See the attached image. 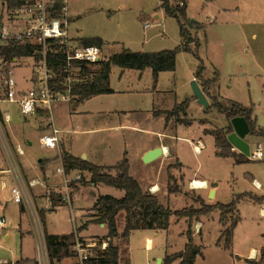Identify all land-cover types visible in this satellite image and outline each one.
Wrapping results in <instances>:
<instances>
[{"label":"rangeland","instance_id":"374dc122","mask_svg":"<svg viewBox=\"0 0 264 264\" xmlns=\"http://www.w3.org/2000/svg\"><path fill=\"white\" fill-rule=\"evenodd\" d=\"M168 1L174 6L182 5L180 0ZM185 2L183 21L199 47L195 49L192 43L191 52L177 53L174 71L159 73L154 85L149 70L130 71L113 66L109 73L111 94L101 95L103 99L98 98L101 97L99 95L72 105L54 103L51 115L56 127L63 130L60 138H63L62 146L67 152L78 158L84 155L88 162L98 166H115L125 157L129 176L144 191L153 183L158 186L159 189L154 190L159 191L156 195L158 203L171 211L190 206L199 208L200 204L195 202L200 198L197 190H193L191 185L187 188L191 178L206 184L204 191H198L203 199H206L212 183L216 184L215 199L206 201L226 205L234 200L240 221L232 230L229 251L224 252L214 246L219 235L218 223L202 220L206 225L202 228V235H195L193 243L200 247L204 258H198L196 264H231L235 259L231 255L238 256L235 263L239 264L240 255H246L248 245L258 249L264 245V156L258 161L250 157L258 143L264 153V141L246 136L249 152L245 156L248 160L238 164L233 157H217L213 136L205 134V131L222 129L227 124L225 115L212 106L214 100L223 107L236 102L250 108L256 127L264 130V0ZM160 5L158 0H69L68 36L77 46L82 38H100L105 42L102 48L104 58L122 48L143 53L174 49L182 42L178 22L166 16ZM2 10L0 4V17L4 18L5 10ZM4 46L0 40V49ZM199 67L203 68L201 76L204 80L216 79L206 94L209 107L206 110L194 97L191 86L196 82L194 73ZM10 69L17 91L25 92L34 87L30 81L33 71L30 57L12 63ZM184 101H188L185 119H189L190 124L175 119L165 124L163 112ZM0 106L11 116V122L3 126V133L10 134L13 130L21 138L23 151L22 156H17L11 142H8L9 150L0 142V169L8 170L9 152L15 159L19 174L24 170L25 174L58 181L61 175L56 169L62 168L60 159L63 151L59 146L54 150L42 149L38 143L43 134L41 129L48 128L47 117L32 114L24 118L17 105L3 102ZM44 133L49 134L50 129ZM198 143L200 153L197 154L194 146ZM153 144H166L170 157L144 163L140 154ZM176 157L182 164L183 176L175 170ZM168 171L173 174L171 181H168ZM84 172L78 181H74L85 185H79L75 192L72 190L71 205L65 204L54 212H45L47 234L76 232L83 210L92 206L97 195L106 194L115 199L123 196L124 191L118 188L103 184L91 186ZM180 177H183V184ZM0 178V219L4 217L7 224L6 229L0 230V264H16L21 258L31 262L40 254L43 226L29 207L21 212V204L13 201L11 190L17 182L12 175L7 171ZM59 186H62V177ZM172 188L177 190L169 192ZM50 195L59 199L57 193ZM257 198L262 200L257 201ZM24 205H27L25 200ZM210 214L218 216L219 212L215 210ZM124 215V211L119 212L115 220L119 231L123 229ZM222 220L223 227L230 225V215ZM169 222L167 231H160L154 237L152 251L144 249L143 235L148 231L139 230L129 238L128 257L123 248L126 240L118 237L120 264H157L156 260L165 259V254L182 250L187 243L185 232L188 225L174 216ZM82 232L84 236L91 237L103 230L94 225L87 232ZM220 238L221 243L225 242L222 236ZM216 252L220 255L217 256Z\"/></svg>","mask_w":264,"mask_h":264},{"label":"trees","instance_id":"16d2710c","mask_svg":"<svg viewBox=\"0 0 264 264\" xmlns=\"http://www.w3.org/2000/svg\"><path fill=\"white\" fill-rule=\"evenodd\" d=\"M7 6L14 8L23 5L29 0H1ZM160 7L164 11L166 16L173 17L178 22L179 36L182 40L181 44L171 50H164L158 52H131L127 49H122L120 52L113 53L107 58L102 57L98 63V68L94 72H90L87 67H82V72L86 77V80L81 83H74L71 85V95L76 99L77 103L88 100L92 97L111 94L112 90L109 88V73L111 67L117 66L123 70H136L144 71L149 70L155 85L157 82V76L161 72L174 71L175 69V56L179 52H191L190 44L194 43L195 49L199 47V44L192 38L191 33L185 27V11L187 3L185 0H180L182 5H172L168 0H158ZM79 45L82 47H98L102 49L104 42L100 38H82L79 40ZM41 51V47L38 45H14L7 53L6 58L8 60L12 58H23L34 56L35 59L39 58L38 53ZM35 54V55H34ZM64 53L61 46L50 42L49 51L46 55L47 67L53 73V79L50 81L49 86L52 90H63L61 85L63 79L64 69ZM202 67H199L194 76L201 82L202 93L207 94L208 88L213 80H204L202 75ZM92 75L90 76V74ZM188 101H184L181 104H176L171 110L163 112L165 114V124H168L170 120L175 119L177 122L190 124V120L186 118V109ZM221 114L225 115L228 125L224 129H215L212 131H205L210 133L214 137V148H216L215 155L220 158L233 157L235 163H243L247 161L245 154H236L232 151V147L227 140V136L233 132L230 125V120L233 118H243L249 129V136L262 138L264 141V130L256 127L255 119L253 117V111L240 105L236 102H231L228 106H222L216 100L212 104ZM209 108V107H207ZM36 113L41 116H46V112L37 110ZM183 116L184 118H181ZM61 161L64 172L68 174L73 170L86 171L90 174V182L97 185L103 184L115 189H121L124 191L122 198H113L108 195L98 196L92 210L95 212L93 223L104 224L107 229L106 238L110 242L107 246L100 250L96 248L93 250V255L85 260L83 264H118V249L112 243L113 238L121 236L127 238L129 234L136 230H166L169 227V218L174 216L177 219H186L188 223L185 236L187 243L184 249L180 252L174 253L171 256H166L164 264H171L174 260L179 259V264H194L196 256H201V249L199 246L193 243L191 223L192 219L200 216H206L214 210L220 212L219 220L226 218L230 215V225L225 228L221 236L225 239V248L229 247L231 243L232 230L238 224L239 217L236 202L233 200L231 203L205 205L200 198L195 200L199 203V208L193 206L183 208L181 210H170L169 208L158 203L157 197L148 191H143L138 185L136 180L128 174V162L124 157L115 166H98L88 162L85 159L73 157L66 152L61 153ZM177 189H171L176 191ZM59 198V197H58ZM238 200V198H237ZM261 201L262 199H256ZM59 201V199H58ZM60 203V202H59ZM60 205V204H59ZM54 206H58L55 203ZM52 211L53 209H49ZM124 211V229L119 235L117 233V223L115 222L117 214ZM45 210L38 211L37 215L40 223L43 226V239L45 250L48 258V264H58L63 258L75 257V253L72 250L78 231L83 229L85 225L79 228L76 232L68 235H49L45 231ZM81 241V240H79ZM260 259L258 264L264 263V245L259 252ZM19 264V263H16ZM78 264V263H77Z\"/></svg>","mask_w":264,"mask_h":264},{"label":"built area","instance_id":"2783aa9c","mask_svg":"<svg viewBox=\"0 0 264 264\" xmlns=\"http://www.w3.org/2000/svg\"><path fill=\"white\" fill-rule=\"evenodd\" d=\"M68 1L29 0V2L14 8L5 4V15L2 18L4 22L2 25L0 24V40L5 44L4 47L7 51L4 52L2 50L0 52V101L17 105L19 113L24 117L36 114L37 110H42L50 118L52 104L70 102L72 100L71 85L86 80L81 70L82 67H87L90 72H94L102 58V49L98 47L73 45L68 36ZM50 42L61 46L64 53V69L61 83L63 90L59 91L52 90L49 86L50 81L53 79V73L46 64V55L49 51ZM16 44H31L41 47L38 59H35L33 55L30 56L33 61L30 81L33 82L34 87L25 92L17 91L13 72L10 69L12 63L22 58H12L10 63L7 62L8 59L6 58V53ZM49 125L50 133L39 137L38 143L42 149L54 150L58 148V135L60 132L52 123ZM199 145L198 143L194 146L197 154L200 153ZM256 147V151L250 157L252 160L258 161L263 158L264 153L261 144L258 143ZM11 170L16 175H19L17 165L13 159H11ZM56 171L63 177L59 202L71 205V193L73 190L71 182L78 181L80 176L77 175L70 180L65 176L63 166ZM11 193L15 203L20 204L23 202L24 196L17 188H12ZM6 228L5 218L2 217L0 219V230ZM105 247L106 245L102 243L99 247L96 244L84 245L76 239L72 250L75 253L77 263L83 264L85 260L93 255L94 249L103 250ZM46 264H48L47 259Z\"/></svg>","mask_w":264,"mask_h":264},{"label":"crops","instance_id":"0c3cea01","mask_svg":"<svg viewBox=\"0 0 264 264\" xmlns=\"http://www.w3.org/2000/svg\"><path fill=\"white\" fill-rule=\"evenodd\" d=\"M0 2H1L0 3L1 4V7L3 9L2 11H4L5 8H6V5H5L4 2H2V1H0ZM154 17L157 18L156 15ZM2 18L3 17L1 16L0 17V24L1 25L4 22V20ZM104 45H105V42H104ZM122 49H125V48H122ZM2 50H4V52L7 51V49H5V47H1L0 51H2ZM111 55H113V54H111ZM192 79L195 80L194 77ZM196 84L198 85L199 89L202 92L201 83L198 84V80L197 79H196ZM109 88H110V78H109ZM204 95L206 96V94H204ZM102 97L103 96L98 97V98L103 99ZM74 102H76V99L72 97V100L70 102H68V103L70 105H72ZM1 103H3V102L0 101V104ZM62 103H65V102H62ZM206 108H203V109L206 110ZM17 109H18V107H17ZM99 113L101 114V112H99ZM34 116L35 117L36 116L39 117L41 115H38L36 113ZM0 117L2 118L1 120L3 121V124L0 123V133H1L0 134V142L3 143L8 150H9L8 146L10 145V144H8V142L9 143L11 142L12 147L16 151L17 156H22L23 155V151L20 148V144L22 142L21 141V138H19L16 134H14L13 130L10 131V134L6 132L7 133L6 134L7 137H6L5 133H3V126L5 124L11 122V116H10V114L8 112H5L1 106H0ZM27 117H29V116H26L24 118H27ZM46 117H47L46 118V121L48 122V124L46 125V127H48L47 130L49 131V129H50V125H49L50 123H52L56 129H58L56 127L55 123H54V119H53L52 115L50 116V118H48V116L46 114ZM227 125H228V121H227V124L224 127H226ZM39 128L41 129L40 126H39ZM222 129H224V128H222ZM47 130L41 129L40 133H43V134H41V136L44 135V134H46L44 132L47 131ZM58 130L60 132L59 133V143H58V146L60 147V151L66 152V153H68L69 155H71L73 157H77V156H74V155L70 154L69 152H67L63 148V146H62L63 138H60V134H62L63 130L62 129H58ZM207 131H212V130H207ZM245 138H244V140H245ZM253 138L256 139V140H259V138H257V137H253ZM213 139H214V137H213ZM38 140H39V138H38ZM231 147H232V151L234 153L241 154L235 147H233V146H231ZM154 148H160L162 150V155L160 157H157V158L153 159L152 161L157 160V159H159L161 157L162 158H169L170 157V150L167 148L166 144H153L152 146H149V147H146V148L143 149L142 153L140 154V158H143L148 152L152 151V149H154ZM215 152H216V148H215ZM60 153H58V154H60ZM7 157H8L9 162H10V164L8 163V170H2V169H0V176L1 175H4L5 172L8 171L12 175L13 179L15 180V182H17V186L15 188H17L19 191L22 192V194L24 196L23 198H24L25 202H27V205H24V200H23L22 203H20L21 204L20 205L21 206L20 207V211L21 212L24 211V210H26V207H29L35 214H37L38 211H40V210L50 211L49 209H53L52 211L54 212V211L57 210V207H61V206L65 205V204L59 203V201H58V199H56V197L50 195V194H56V193L58 195L61 192L60 191L61 190V187L59 186V183H60V178L62 177V175L60 173H57V174H60L61 175V177H58V181H53L50 178H47L45 176L39 177V176H35L33 174H27V173L25 174V171L24 170H23L24 173H21L19 175H16L11 170V159H13L14 161H15V159H14V157L9 152L7 153ZM84 157L86 159V156H84ZM175 161H176V166H177V169H175V170L177 171V173L180 176H183V174H182V169H183L182 164L179 163V159L177 157L175 158ZM151 162H149V163H151ZM40 164H42L41 161H40ZM61 164H62V162H61ZM100 166H114V165H101L100 164ZM83 172L84 171L73 170V171L69 172L68 174L65 173V176L67 178H69L70 180L71 179H74L77 175L80 176V178H81ZM84 174L88 176L87 181H89V183H90L91 186L96 187L97 185H100V184L95 185V184H93V183L90 182V174L88 172H84ZM172 175L173 174H170L169 171H168V175H167L168 181H171ZM62 179H63V177H62ZM179 179H180V183L183 184V177H180ZM194 180H197V179L191 178L187 182V188H188V185H190V183L193 182ZM0 181H1V178H0ZM197 181H200V180H197ZM200 182H203L204 183V181H200ZM71 184H72V189L74 190V192L76 190H78L79 185H82V186L85 185V184H82L80 182L74 183V181H72ZM155 189L158 190L159 187L156 186L153 183V184L149 185L147 191L150 192L152 195L154 194L156 196L159 191L156 192V191H154ZM193 190H197V194L200 196V199L202 200L203 203H205V205L221 204V203H214V202H212L215 199L216 193H217L216 184L212 183V188H210L207 191V193H206V199H207V201H208V199L209 200H212V201H209V202H207L206 199H203L202 198V195L200 193H198V191H204L203 188H200V189L193 188ZM211 191L213 192L212 197L209 196L210 193H211ZM98 196H102V195H97L95 197V200H94L92 206L90 208H87V209L83 210V214L81 215V217H82L81 224H80V227L79 228L83 227L84 225H85V227L83 229L79 230L78 231L79 234H77V237L79 238V240H81V242L84 245H86V244H96L97 247H99L101 243L102 244H105L107 246V243L110 242L108 240V238H106V235H107L106 226L104 224H102V223L101 224H96V223H93L92 222V220L94 219V215H95V212L92 210V208H93V205H94L96 199L98 198ZM108 196H110V195H108ZM123 196H124V194H123ZM122 197H120V198H122ZM72 198H73V193L71 194V200H72ZM55 203H57L58 206H54ZM214 211H212V212H214ZM216 211H218V210H216ZM210 215L211 214L209 213L207 216H205L206 217L205 219L201 218L202 216H200L198 218H195V219H192L191 220L192 221V228H193V229L191 228L193 230L192 231V239H194V237H195V235H197V233H198V235H202V228L204 227V225H206L205 224V221H202V220H206V222H208V223L210 221H216L218 223V225L216 227H217V230H218V234L219 235H218V237H216L217 240L214 243V246L219 251H222V250L224 252L227 251V250L229 251V249H230V247L232 245V239H231V243L229 244V247L227 249L225 248V245H224L225 242L221 243V240L222 239L220 238V236H221L222 232L224 231V229L226 227H223V224H222L221 220H219L220 212H219L218 216H210ZM183 220L188 225V221L186 219H183ZM122 223H123V229H124V226H125L124 220L122 221ZM94 225H96L100 229H102L103 232H101L99 234H97V233L96 234H93L94 236H91V237L84 236L82 231H85L86 230V232H87L89 230V228L92 227V226H94ZM169 225H170V222H169ZM123 229H122V231H123ZM167 229L166 230H155V229L154 230H141V231H148V232H145V234L143 235V240H144V245H145V248H144L145 251H152L154 249V237H156L160 231H167ZM46 231H47V228H46ZM72 231H70L69 233H64V234H49V235H57V236L68 235V234H71ZM122 231H119L118 230V224H117V233H119V235H120L122 233ZM137 231H139V230H136V231L131 232L127 238H124L126 240V242H125V245L123 246V248L126 250L127 257H128V253H127L128 252V247L127 246L129 244V240H130L129 238H131L133 236V234H135ZM118 237H121V236H118ZM118 237L117 238H113L111 241H112L113 245L115 247H117V249H118V259H119L118 264H120V252H121V249H120L119 246H117V243H116V240L118 239ZM231 237H232V235H231ZM41 243H42V247L40 249V254L38 253L37 259H33L30 262L29 259H24L23 260L21 258L19 261L17 260L16 263H19V264H30V263L31 264H46V259H47V263H48V258H47V254H46V250H45V245H44V241H43L42 231H41ZM185 245H186V243L184 244V247H185ZM184 247H183V249H184ZM261 248L262 247H260L258 249L257 247H255L253 245H248L247 250H246V255L245 256L240 255L241 258L239 259V264H244V263L245 264L246 263H251V264H254L255 263V264H258V261L260 259L259 252H260V249ZM182 250H180V251H182ZM180 251H177V252H180ZM177 252L165 254L164 257L171 256V255H173L174 253H177ZM216 253H217V256L220 255L219 252H216ZM196 257L197 258H196L194 264H196L198 258H204L203 255H202V253H201V256H196ZM231 257H234L235 258V259H232L231 264H236L235 263V260H236V258H238V256L237 255H233V256L231 255ZM25 260H27V261H25ZM67 260H69L70 262L67 263ZM156 261H157V264H159V263L163 262L164 259L162 260L161 258H158ZM179 263H180V260L177 259V260H174L173 263H171V264H179ZM58 264H77V259L75 257L63 258Z\"/></svg>","mask_w":264,"mask_h":264},{"label":"water","instance_id":"95a60500","mask_svg":"<svg viewBox=\"0 0 264 264\" xmlns=\"http://www.w3.org/2000/svg\"><path fill=\"white\" fill-rule=\"evenodd\" d=\"M192 92L197 98L198 103L202 105L203 108L208 106L206 96L201 92L196 82L191 83ZM230 125L233 129V132L227 136V140L231 146L235 147L241 154L248 155L249 147L245 142L244 138L249 134V129L243 118H233L230 120ZM162 155V150L160 148H154L152 151L148 152L143 157L144 163H149L153 159L160 157ZM81 159H85L84 156ZM213 192L211 191L210 197H212Z\"/></svg>","mask_w":264,"mask_h":264},{"label":"bare ground","instance_id":"6f19581e","mask_svg":"<svg viewBox=\"0 0 264 264\" xmlns=\"http://www.w3.org/2000/svg\"><path fill=\"white\" fill-rule=\"evenodd\" d=\"M190 185L193 186V188H196V189H200V188H204L205 187V184L203 182H200V181H197V180H194L193 182H191Z\"/></svg>","mask_w":264,"mask_h":264}]
</instances>
